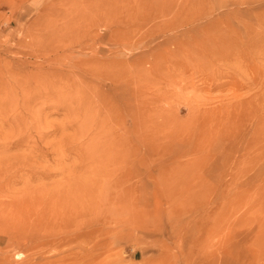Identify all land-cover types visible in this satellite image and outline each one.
I'll use <instances>...</instances> for the list:
<instances>
[{
	"label": "rangeland",
	"instance_id": "obj_1",
	"mask_svg": "<svg viewBox=\"0 0 264 264\" xmlns=\"http://www.w3.org/2000/svg\"><path fill=\"white\" fill-rule=\"evenodd\" d=\"M37 191L0 264H264V0H0V203Z\"/></svg>",
	"mask_w": 264,
	"mask_h": 264
},
{
	"label": "bare ground",
	"instance_id": "obj_2",
	"mask_svg": "<svg viewBox=\"0 0 264 264\" xmlns=\"http://www.w3.org/2000/svg\"><path fill=\"white\" fill-rule=\"evenodd\" d=\"M32 86V85H31ZM31 86H29L31 88ZM40 88V87H39ZM45 88V86H44ZM41 89V88H40ZM39 89V90H40ZM43 89V88H42ZM31 92V91H30ZM47 92V91H46ZM45 92V93H46ZM28 100V99H27ZM33 100V98H32ZM20 101V100H19ZM18 101V102H19ZM82 101V100H81ZM17 102V104H18ZM20 103V102H19ZM14 104V103H13ZM16 104V105H17ZM83 106H79L80 114L85 113L84 116L90 117L91 114L95 112V109L91 103H89V99H85V101H82ZM19 105V104H18ZM14 108V106H13ZM33 110V109H32ZM33 112V111H31ZM46 112V111H45ZM52 112V111H51ZM56 112V111H55ZM30 113V112H29ZM54 113V111H53ZM95 115L94 118L95 119ZM92 123V122H91ZM106 121H102L101 127H98L97 130L94 131L91 141H89L86 144V150L90 156L89 163L91 164V173H83L85 177H78L75 179L74 184H70V189L66 192V194H72L77 195L80 193H84V191H89L88 186H91L94 184V182L98 183L104 176H110V128L106 126ZM87 127V125H86ZM91 127V126H90ZM35 129V128H34ZM46 130V129H45ZM48 131V129H47ZM47 133V132H46ZM42 135V133H41ZM77 135V134H76ZM81 135V134H80ZM89 135V134H88ZM46 136V135H44ZM48 136V134H47ZM42 137V136H41ZM49 137V136H48ZM83 137V136H82ZM81 137V138H82ZM46 139V138H45ZM43 139V141L45 140ZM102 140V141H101ZM70 141V140H69ZM18 142V141H17ZM21 142V141H20ZM84 142V141H83ZM11 143V142H10ZM60 143V142H59ZM59 143L57 145H59ZM15 144V143H14ZM13 144V145H14ZM84 144V143H83ZM17 145V144H15ZM14 145V146H15ZM12 146V145H11ZM72 146V145H71ZM82 148H84V145H82ZM74 150V149H73ZM124 158L126 157L127 150H124ZM76 154V153H75ZM26 160V159H24ZM23 161V160H22ZM17 163L19 161H16ZM21 162V160H20ZM27 162V161H26ZM25 163V162H24ZM20 164V163H19ZM16 165V164H15ZM87 165V164H86ZM98 166V169H102L105 173L102 175H99L100 173L94 172V167ZM10 167V166H9ZM7 167V168H9ZM13 167V166H12ZM10 167V169H12ZM16 167V166H15ZM30 167V166H29ZM85 167V166H84ZM88 168V167H87ZM19 169V168H18ZM32 169V168H31ZM34 169V168H33ZM14 170V169H13ZM82 174V173H81ZM12 176V174H10ZM83 175V176H84ZM12 178V177H11ZM13 179V178H12ZM38 180V179H37ZM5 181V180H4ZM110 189V184L105 183L103 180V183L100 182L98 188H94L95 194L101 195L103 198L105 197V194L107 193L106 190ZM34 190V189H33ZM28 192V191H27ZM80 192V193H79ZM110 192V191H109ZM44 192H31L27 194L24 198H14L13 200H9L4 203H0V216L3 219H10V218H16L21 219L24 215L23 207L28 205L32 198H37L40 196V194H43ZM11 198V197H10ZM27 199V200H25ZM109 200V199H108ZM110 205V204H109ZM110 210V209H109ZM13 223H16L15 221Z\"/></svg>",
	"mask_w": 264,
	"mask_h": 264
}]
</instances>
